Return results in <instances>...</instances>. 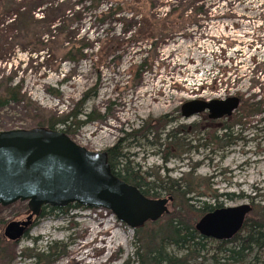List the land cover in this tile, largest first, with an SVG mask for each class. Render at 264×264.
Wrapping results in <instances>:
<instances>
[{"label": "rangeland", "instance_id": "1", "mask_svg": "<svg viewBox=\"0 0 264 264\" xmlns=\"http://www.w3.org/2000/svg\"><path fill=\"white\" fill-rule=\"evenodd\" d=\"M76 1L15 0V3L23 9H31L36 19H40L45 10L61 4L73 8L76 13H83L87 8L79 23L81 32L77 38H86L93 46L87 58L79 62H64L60 56L46 62L43 59L46 52L37 60L25 50L19 33L9 29L11 21L5 16L0 18V86L19 88L21 99L25 100V103H12L0 109V132L32 129L35 122L57 123L60 116L77 110L76 106L80 105L79 110L91 118L82 117L80 127H72L71 138L88 151L104 153L125 133L151 122L159 135L173 130L182 132L179 138L184 143L168 142L158 148L141 142L143 146L127 149L130 160L143 172L158 174L169 182L180 181L192 191L207 195L208 198L202 201L211 204L210 197L216 195L224 208L250 205L253 210H258L259 206L263 207L264 0L197 1L195 10L203 7L208 12L216 9L220 13L233 9L245 18L246 22L241 24V37L236 38L242 43H237L231 50L228 42L224 44L213 39L216 29L221 35L224 31L221 26L212 27L209 14V20H198L189 11L185 15L188 23L167 39L157 41L156 50L149 52L150 44L139 43L121 48L114 55L105 52L99 57H103L102 61L91 55L98 56L107 36L127 39L139 32L138 22L145 18L153 15L157 20L168 19L169 13L175 10L172 5L178 4L179 0H154V8L140 12L137 17L125 11L115 18H108L106 12L111 7L121 8L123 0H102L98 8L91 2L81 7ZM128 25H133L132 32L125 34ZM198 27L202 30H197ZM230 27L231 23L225 30ZM38 30H45L41 41L53 40L46 34V26L35 31ZM258 30L263 41L254 52L248 45L252 44V32ZM98 38L100 42H96ZM221 45L227 47L229 55L225 59L221 58ZM236 47L237 51H234ZM229 97L241 100L235 116L221 120L233 129L224 130L222 124L212 125L202 115L190 119L181 116V107L185 103ZM248 106L260 111L239 115L238 111ZM162 117L170 121L165 130L157 129L156 121ZM64 129L62 125L55 127L57 131ZM226 133H231L230 144L222 141ZM163 140L159 143L164 145ZM148 142L155 140L150 137ZM180 144L184 147L178 146ZM165 156L170 157L167 163L163 161ZM170 197L169 216L179 201L166 194L159 198ZM27 210V203L0 207V234L9 244H0L1 251L3 256L6 251L14 254L9 258L0 256V264H39L27 256L48 253L50 247L60 250L56 252L60 258L53 264H138L135 231L106 210L67 207L63 211H53L37 220L19 242L8 241L4 237L6 226L13 221L25 220ZM168 220L164 215L148 230H156ZM215 245L208 246L206 255H212ZM172 252L176 253L175 250ZM182 256L181 253L177 257ZM203 261L209 264L207 258Z\"/></svg>", "mask_w": 264, "mask_h": 264}, {"label": "trees", "instance_id": "2", "mask_svg": "<svg viewBox=\"0 0 264 264\" xmlns=\"http://www.w3.org/2000/svg\"><path fill=\"white\" fill-rule=\"evenodd\" d=\"M179 1L177 2L178 4L172 5L175 10L169 13L168 19L157 20L153 15L151 18H145L143 21L138 22L140 26L139 32H136L127 39L107 36L106 43H104L105 45L102 47L98 56L94 54L91 56L98 57L99 61H102L103 57L102 59L99 57L103 56L105 52L114 55L115 52L119 51L121 48L126 49L130 46H136L139 43L143 44L144 42L150 44L149 52L156 50L157 41L167 39L170 34L188 23L189 20H185V15H187L189 11L191 15L195 14L194 10L198 0ZM76 2L77 5L81 7H84V4L87 2H91L94 8H98L102 4V0H77ZM63 6L64 4L55 8L51 7L42 13L40 19H36L31 9L26 7L23 9L22 6L15 3V0H0V18L2 19L3 16H5L6 19L11 21L9 29L19 33L21 41L26 46L25 50H27L30 55L36 57L37 60L41 58V53L46 52L47 54L43 57L46 62L58 59V56H60L64 62H79L87 58L89 50H91L93 46L88 39L77 38L81 32L79 23L83 21L87 8L86 10L79 9L80 11L83 10V13H76L73 8ZM152 8H154V0H123L121 8L112 9L111 7L108 9L106 14L109 17L107 15L101 16L115 18L122 12L127 11L129 14H133V17H137L140 12L151 10ZM127 23L130 24L128 21ZM133 25H128L125 34L127 32H132ZM41 26H46L48 29L46 34L50 36V39L53 38V40H48L46 42L41 41L45 34V30L41 32L39 30L38 32L35 31ZM54 33L56 35H54ZM59 40H61V43H59ZM96 42H100V39L98 38ZM16 89L17 88L10 89L6 85L0 86V109L8 107V105L12 103H25V100L21 99V90L19 88L18 90ZM14 91H18V93ZM76 107H78L77 110H72L67 115L60 116L57 123L52 121L47 122V124L35 122L34 128L43 127L55 130L57 125H62L65 129L60 130V132L71 137L72 127L79 128L82 117L87 119L91 118V116L84 113L83 110H79L80 105ZM259 111L260 110L255 109L254 106H248L238 111V113L239 115H251ZM156 123L157 129L162 128L165 130L166 126L170 124V121L167 117H162L157 120ZM222 127L225 128L224 130L233 129V126L231 127L228 124H222ZM159 134L160 132L152 126L151 122H146L140 129L125 133L124 137L112 148L105 151L112 173L125 183L136 187L147 199L159 200V198L166 194L179 201V204L174 207V213L170 216L168 215L170 211L167 209L164 215H166L169 220L164 222L162 226L159 225V228L156 230L150 231L148 229L151 224H154V226L157 225L164 215L159 220L148 222L143 227L134 230V244L135 247H137L135 253L137 263L205 264L203 260L207 258L209 264H257L262 260L264 264V258H262L264 257V206H259L258 210L252 209L249 214L251 218L248 217L249 215L246 217L242 229L233 239L216 242L203 237L196 229V225L204 216L223 208L218 202V196L214 195L210 197L212 204L207 201H202L204 198H208L207 195L192 191L189 187L182 185L180 181L169 182L167 179L162 180L158 174L143 172L141 167L135 165V162L130 160V155L126 150L143 146L141 142H143L144 145L157 146L158 148L167 145L168 142L172 144L183 142L182 139L179 138L182 132L178 130L170 131L166 135L163 133L165 140L161 139L163 134ZM150 137H152L155 142H148ZM230 138L231 133H226L222 141L226 144H230ZM162 140L165 141L164 145L159 143ZM178 146L181 147L182 145L180 144ZM169 160V156H165L163 159L164 163L169 162ZM171 204L172 203H168V206ZM69 207L72 209L81 208L79 205H70ZM53 211H63V209L44 207L37 220L45 218ZM2 222L3 220L1 224ZM215 243L216 245L214 246L212 255H206V253H208V246ZM0 244L9 246L1 234ZM1 245L0 256L5 258L14 256L13 253L8 251L4 252L3 256ZM172 250H175L176 253H173ZM57 251H60L58 247H50L48 253H39L35 256L28 255L27 257L36 260L39 264H53L60 258L59 255L57 256ZM7 253H10V255ZM181 253L183 256L179 259L177 256ZM198 260H200L199 263Z\"/></svg>", "mask_w": 264, "mask_h": 264}, {"label": "water", "instance_id": "3", "mask_svg": "<svg viewBox=\"0 0 264 264\" xmlns=\"http://www.w3.org/2000/svg\"><path fill=\"white\" fill-rule=\"evenodd\" d=\"M241 104L237 97L206 102L195 100L181 107L190 119L208 113L210 120L230 118ZM172 198L149 200L111 170L107 154L91 152L56 130L32 129L0 132V206L27 203L30 214L5 228L10 242H19L31 229L43 207L64 209L79 205L111 211L135 230L159 220ZM250 205L218 209L196 225L199 233L217 241L231 240L251 213Z\"/></svg>", "mask_w": 264, "mask_h": 264}, {"label": "flooded vegetation", "instance_id": "4", "mask_svg": "<svg viewBox=\"0 0 264 264\" xmlns=\"http://www.w3.org/2000/svg\"><path fill=\"white\" fill-rule=\"evenodd\" d=\"M194 16L199 19H203V20H209V17H207V15H210V20L209 22L212 23V27L216 28L217 26H221L222 31H224L223 35H221L222 33L218 32L216 29V32H214L213 34V39H215L216 41H223L224 44H226V42L229 43L230 45V50L232 49L231 47H233L234 45H236L237 43L240 45L242 43V41L237 40L236 38H240L241 37V24L243 22H246L245 18H242L240 15H237V11L233 10V9H227L226 11H222L220 13H218L216 11V9H212L209 12L205 10V8H200V9H196L194 10ZM218 14V16H217ZM231 23V27L228 30L229 34L227 35V32L225 30V27H228V24ZM208 24V23H207ZM240 25V27L238 26ZM237 26V27H236ZM197 30H202L201 27H198ZM201 35V34H200ZM263 39L260 38V34H259V30L256 32H252V37H251V42L252 44H250V46L248 45V47H250V49H253V51L255 52L258 48V45L260 43H262ZM221 49H223L222 52V56L221 58H227V55H229L226 50L227 47L224 45H221ZM234 51H237V47ZM254 57V55H252ZM254 59H257L256 57ZM218 100V99H217ZM209 101H215V100H209ZM237 113V111L229 118L231 119L232 117L235 116V114ZM202 117L204 118H208V121L210 124L212 125H217V124H222L221 120L219 121H214V120H210L209 119V115L207 112L201 114ZM37 217L34 218L33 220V224L36 222ZM32 224V225H33Z\"/></svg>", "mask_w": 264, "mask_h": 264}, {"label": "bare ground", "instance_id": "5", "mask_svg": "<svg viewBox=\"0 0 264 264\" xmlns=\"http://www.w3.org/2000/svg\"><path fill=\"white\" fill-rule=\"evenodd\" d=\"M224 119H226V118H224ZM169 203H171V202H169ZM224 208V207H223ZM107 233L109 232V231H106ZM240 232V231H239ZM234 238V237H233ZM232 238V239H233ZM209 239H211V238H209ZM113 240H114V237L110 240V244H112L113 243ZM211 240H214V241H217V240H215V239H211ZM226 241V240H225ZM218 242H220V241H218Z\"/></svg>", "mask_w": 264, "mask_h": 264}]
</instances>
